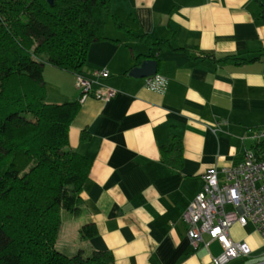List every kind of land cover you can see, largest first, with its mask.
Listing matches in <instances>:
<instances>
[{"label": "crops", "instance_id": "crops-1", "mask_svg": "<svg viewBox=\"0 0 264 264\" xmlns=\"http://www.w3.org/2000/svg\"><path fill=\"white\" fill-rule=\"evenodd\" d=\"M109 12L148 41L116 28L106 14V39L89 46L81 73L43 66L48 102L79 99L77 75L92 79L93 92L115 91L107 101L88 95L69 124L64 149L87 157L90 168L79 209L60 213L55 246L69 255L107 250L112 264H214L220 243L203 234L193 248L181 215L203 187L205 170L214 166L222 179L220 170L238 163L245 148L255 149L254 133L264 128L259 5L110 0ZM160 39L167 45L158 47ZM146 57L166 78L161 91L128 74ZM101 69L108 74L94 77ZM177 138L181 160L167 163L161 147ZM88 225L92 234L84 237L81 229ZM229 236L245 241L251 252L228 264H264V236L252 223H234Z\"/></svg>", "mask_w": 264, "mask_h": 264}, {"label": "trees", "instance_id": "trees-1", "mask_svg": "<svg viewBox=\"0 0 264 264\" xmlns=\"http://www.w3.org/2000/svg\"><path fill=\"white\" fill-rule=\"evenodd\" d=\"M254 1L264 20V0ZM109 7L110 0H0V264H112L107 250L69 255L55 246L61 210L79 209L90 160L64 149L80 100L46 101L42 78L45 63L81 73L89 46L106 39V14L116 28L148 41ZM161 152L167 163L181 160L180 140ZM81 234L90 236L91 225Z\"/></svg>", "mask_w": 264, "mask_h": 264}, {"label": "built area", "instance_id": "built-area-1", "mask_svg": "<svg viewBox=\"0 0 264 264\" xmlns=\"http://www.w3.org/2000/svg\"><path fill=\"white\" fill-rule=\"evenodd\" d=\"M107 74L106 69L93 71L94 77ZM166 82L158 73L145 77L146 87L155 91L163 90ZM91 83V78L77 75L80 101L90 94L107 101L115 93L110 89L93 92ZM254 137L262 143L258 146L262 149L245 148L238 163L220 170L222 179L217 168H207L203 173V187L181 215L193 248L203 242V234L220 243L222 251L212 258L214 264H228L251 252L245 241L230 238L229 230L234 223L244 226L250 222L264 236V128L256 130Z\"/></svg>", "mask_w": 264, "mask_h": 264}, {"label": "water", "instance_id": "water-1", "mask_svg": "<svg viewBox=\"0 0 264 264\" xmlns=\"http://www.w3.org/2000/svg\"><path fill=\"white\" fill-rule=\"evenodd\" d=\"M48 2L51 3L52 0H48ZM156 73H157V61L150 57H146L143 60H141L138 66L131 68L128 72L130 76L137 78L148 77Z\"/></svg>", "mask_w": 264, "mask_h": 264}, {"label": "rangeland", "instance_id": "rangeland-1", "mask_svg": "<svg viewBox=\"0 0 264 264\" xmlns=\"http://www.w3.org/2000/svg\"><path fill=\"white\" fill-rule=\"evenodd\" d=\"M79 89V88H78ZM79 91H81L80 89H79ZM62 211V210H61Z\"/></svg>", "mask_w": 264, "mask_h": 264}]
</instances>
